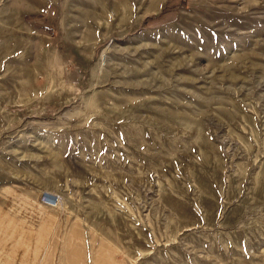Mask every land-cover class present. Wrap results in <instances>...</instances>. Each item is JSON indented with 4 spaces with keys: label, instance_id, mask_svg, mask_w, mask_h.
<instances>
[{
    "label": "rangeland",
    "instance_id": "1",
    "mask_svg": "<svg viewBox=\"0 0 264 264\" xmlns=\"http://www.w3.org/2000/svg\"><path fill=\"white\" fill-rule=\"evenodd\" d=\"M0 264H264V0H0Z\"/></svg>",
    "mask_w": 264,
    "mask_h": 264
},
{
    "label": "trees",
    "instance_id": "2",
    "mask_svg": "<svg viewBox=\"0 0 264 264\" xmlns=\"http://www.w3.org/2000/svg\"><path fill=\"white\" fill-rule=\"evenodd\" d=\"M181 7H186V2H182L180 4ZM26 21L30 22V23H36V22H43L44 25V32L46 33H51L52 28L49 25V23H51V18L49 16V13L47 11L42 12L40 14H35V15H27L25 16Z\"/></svg>",
    "mask_w": 264,
    "mask_h": 264
},
{
    "label": "built area",
    "instance_id": "3",
    "mask_svg": "<svg viewBox=\"0 0 264 264\" xmlns=\"http://www.w3.org/2000/svg\"><path fill=\"white\" fill-rule=\"evenodd\" d=\"M42 203L46 207H56L58 204V197L54 193L46 192L42 196Z\"/></svg>",
    "mask_w": 264,
    "mask_h": 264
}]
</instances>
